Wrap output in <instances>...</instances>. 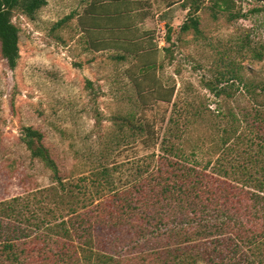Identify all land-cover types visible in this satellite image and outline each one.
Masks as SVG:
<instances>
[{
    "label": "trees",
    "instance_id": "16d2710c",
    "mask_svg": "<svg viewBox=\"0 0 264 264\" xmlns=\"http://www.w3.org/2000/svg\"><path fill=\"white\" fill-rule=\"evenodd\" d=\"M222 1H251L264 8V0ZM124 2H96L87 10V22L81 25L92 36L87 38L91 48L125 42L120 34L129 26L117 24L124 19ZM45 4L0 0V56L9 69L19 57L13 14L30 18ZM198 9L196 5L188 10L193 15L180 26L182 33H199ZM103 31L117 33L120 40L115 34L112 40L100 35L96 41ZM100 40L110 44H98ZM137 45L134 59L149 49ZM154 70L152 62H136L135 71L128 72L139 99L157 87H141V78ZM230 81L241 86L250 108L238 114L217 111L205 150L202 144L186 141L190 114L179 119L181 112L175 108L161 136L134 114L114 122L115 143L129 131L147 151L132 160L122 186L115 183L121 167L116 165L62 176L41 133L21 128V142L50 172L51 185L0 201V264H139L148 257L150 264H264V81L236 74ZM206 87L215 98L233 97V82L220 88L209 82ZM172 96L170 89L166 98L157 99L170 103Z\"/></svg>",
    "mask_w": 264,
    "mask_h": 264
},
{
    "label": "rangeland",
    "instance_id": "374dc122",
    "mask_svg": "<svg viewBox=\"0 0 264 264\" xmlns=\"http://www.w3.org/2000/svg\"><path fill=\"white\" fill-rule=\"evenodd\" d=\"M107 1L46 0L30 18L20 12L13 14L19 54L15 67L9 69L0 56V201L51 185L50 172L30 157L20 140L23 127L41 133L62 176L76 177L103 165H116L121 167L114 175L115 183L122 186L132 160L141 159L147 151L139 136L129 131L115 143L114 122L134 114L150 122L161 136L175 108L181 112L177 113L179 119L190 114L186 141L202 144L205 150L217 111L238 114L250 108L236 81H230L234 83L230 88L233 97L227 100L213 97L206 84L216 82L223 87L233 74L264 81L262 4L127 0L124 19L117 22L120 27L129 26L128 32L120 34L125 42L91 48L87 38L92 36L81 24L87 22L90 6ZM196 5L199 33H182L180 26L193 15L189 13ZM66 16L70 18L65 23L54 27ZM111 33L100 32L96 41L100 35L112 40L117 33ZM114 39L120 40L118 35ZM107 42L103 41L110 44ZM137 44L149 49L134 59ZM136 62L155 64L154 72L141 78V87H157L140 99L128 77ZM170 89V103L157 99L166 98ZM148 258L139 264H150L152 258Z\"/></svg>",
    "mask_w": 264,
    "mask_h": 264
}]
</instances>
